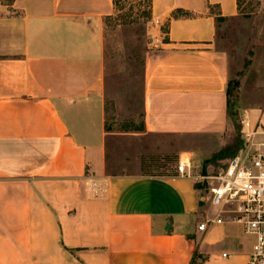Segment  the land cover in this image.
I'll return each mask as SVG.
<instances>
[{
    "label": "crops",
    "instance_id": "obj_1",
    "mask_svg": "<svg viewBox=\"0 0 264 264\" xmlns=\"http://www.w3.org/2000/svg\"><path fill=\"white\" fill-rule=\"evenodd\" d=\"M113 11V0H0V264H247L254 238L211 206L208 182L174 164L143 172L145 156H173L206 177L230 148L213 46L216 19L237 18L238 1L151 0L141 131L106 127ZM250 115L264 125V107Z\"/></svg>",
    "mask_w": 264,
    "mask_h": 264
},
{
    "label": "rangeland",
    "instance_id": "obj_2",
    "mask_svg": "<svg viewBox=\"0 0 264 264\" xmlns=\"http://www.w3.org/2000/svg\"><path fill=\"white\" fill-rule=\"evenodd\" d=\"M148 2V0H119L113 14L104 20L106 127L116 132L136 130L142 121L143 75L146 56L154 50L152 40L155 33L152 28L156 25L151 22V17L147 16ZM238 14L237 18L218 23L213 46L226 72L228 82L239 84L232 90L236 101L232 121L234 136L228 150L218 152L211 157L212 160L220 159V161L211 162L213 166L205 168L204 172L207 176L214 175L218 167L234 157L241 149L238 123L240 111L247 110L250 113L253 109L264 107L263 1L239 0ZM251 120L253 123L252 117ZM259 123L256 122L255 125ZM144 141L152 147L164 142L151 137ZM123 143L124 148L119 151L121 153L119 157H122L126 150V142ZM174 146H179L178 141ZM145 157L152 167L145 166L143 172L150 174L162 173L164 172L162 169L167 165L178 164L173 156ZM161 159L164 161H160ZM186 159L187 156H183V161ZM204 189L207 191L206 186Z\"/></svg>",
    "mask_w": 264,
    "mask_h": 264
},
{
    "label": "built area",
    "instance_id": "obj_3",
    "mask_svg": "<svg viewBox=\"0 0 264 264\" xmlns=\"http://www.w3.org/2000/svg\"><path fill=\"white\" fill-rule=\"evenodd\" d=\"M238 123L241 149L214 175H193L185 163H178L176 170L182 177L208 182L211 206L219 214H228L254 238L247 264H264V125L253 124L247 110L240 111ZM215 223L222 221L218 218ZM206 224L197 230L203 231Z\"/></svg>",
    "mask_w": 264,
    "mask_h": 264
},
{
    "label": "trees",
    "instance_id": "obj_4",
    "mask_svg": "<svg viewBox=\"0 0 264 264\" xmlns=\"http://www.w3.org/2000/svg\"><path fill=\"white\" fill-rule=\"evenodd\" d=\"M148 10H149V13H148V18L151 17V12H150V8H151V0H148ZM238 1V6H239V0ZM119 4V0H113V6H114V9L117 8ZM172 17H183V18H187V17H190V14L187 13V12H184V11H181V10H178L176 11ZM217 22L219 23L220 21L224 20V19H221V18H218L216 19ZM238 82H228V88H227V98H228V101H227V113H228V116L229 118L233 121L234 120V107H235V98H233V92L232 90L236 89L238 87ZM143 129V126L141 125L138 129L136 130H142Z\"/></svg>",
    "mask_w": 264,
    "mask_h": 264
},
{
    "label": "water",
    "instance_id": "obj_5",
    "mask_svg": "<svg viewBox=\"0 0 264 264\" xmlns=\"http://www.w3.org/2000/svg\"><path fill=\"white\" fill-rule=\"evenodd\" d=\"M169 228H170V226L167 227V229H169Z\"/></svg>",
    "mask_w": 264,
    "mask_h": 264
}]
</instances>
